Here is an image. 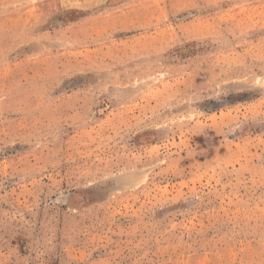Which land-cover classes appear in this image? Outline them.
Returning <instances> with one entry per match:
<instances>
[{"label":"rangeland","instance_id":"rangeland-1","mask_svg":"<svg viewBox=\"0 0 264 264\" xmlns=\"http://www.w3.org/2000/svg\"><path fill=\"white\" fill-rule=\"evenodd\" d=\"M0 264H264V0H0Z\"/></svg>","mask_w":264,"mask_h":264}]
</instances>
